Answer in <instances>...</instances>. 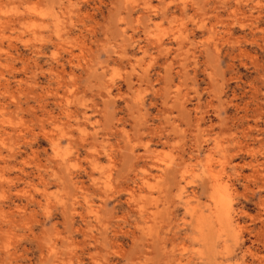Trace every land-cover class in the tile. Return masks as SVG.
I'll return each instance as SVG.
<instances>
[{
    "label": "rangeland",
    "instance_id": "1",
    "mask_svg": "<svg viewBox=\"0 0 264 264\" xmlns=\"http://www.w3.org/2000/svg\"><path fill=\"white\" fill-rule=\"evenodd\" d=\"M52 4L0 0V264H264V0Z\"/></svg>",
    "mask_w": 264,
    "mask_h": 264
},
{
    "label": "clouds",
    "instance_id": "2",
    "mask_svg": "<svg viewBox=\"0 0 264 264\" xmlns=\"http://www.w3.org/2000/svg\"><path fill=\"white\" fill-rule=\"evenodd\" d=\"M64 3H65V0H53L52 6L53 7H57V6L63 7ZM261 7H264V4H261Z\"/></svg>",
    "mask_w": 264,
    "mask_h": 264
},
{
    "label": "bare ground",
    "instance_id": "3",
    "mask_svg": "<svg viewBox=\"0 0 264 264\" xmlns=\"http://www.w3.org/2000/svg\"><path fill=\"white\" fill-rule=\"evenodd\" d=\"M65 162H66V160H65ZM66 165H67V163H66ZM219 193H220V191H219ZM221 194H222V193H221ZM218 198H219V197H218ZM218 198H217V199H218ZM217 199H216V202L218 201ZM222 200H223V199H221V201H222ZM222 203H224V202L222 201ZM216 204H217V203H216ZM217 205H218V204H217ZM219 206H220V205H219ZM219 206H218V207L216 206V207L219 208ZM87 208L89 209V207H87ZM212 213H213V212H212Z\"/></svg>",
    "mask_w": 264,
    "mask_h": 264
}]
</instances>
